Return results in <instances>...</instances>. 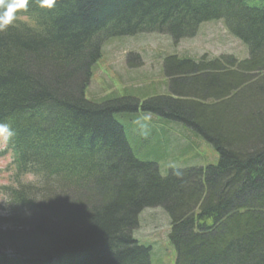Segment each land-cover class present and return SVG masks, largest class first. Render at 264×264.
I'll return each instance as SVG.
<instances>
[{
  "label": "trees",
  "instance_id": "16d2710c",
  "mask_svg": "<svg viewBox=\"0 0 264 264\" xmlns=\"http://www.w3.org/2000/svg\"><path fill=\"white\" fill-rule=\"evenodd\" d=\"M17 16L0 31V123L15 130L0 264H152L133 233L154 206L170 215L175 264H264V0H29ZM211 20L248 56L171 55L168 94L140 107L184 124L218 159L163 176L134 146L143 129L116 119L140 96L87 99L92 69L112 37L178 42Z\"/></svg>",
  "mask_w": 264,
  "mask_h": 264
},
{
  "label": "rangeland",
  "instance_id": "374dc122",
  "mask_svg": "<svg viewBox=\"0 0 264 264\" xmlns=\"http://www.w3.org/2000/svg\"><path fill=\"white\" fill-rule=\"evenodd\" d=\"M204 53L209 57L229 53L243 59L248 56V47L235 38L220 20L204 22L193 36L178 42L167 34L159 33L112 37L102 46V55L93 66L85 95L96 102H103L128 95L140 96L143 100L145 94L147 98L168 94L170 80L165 71L167 57L177 55L197 59ZM149 115L150 111L140 107L133 113H117L116 117L124 124L133 120L135 126L143 129L141 132L135 130L136 135H141L140 140L139 137L135 139V145L129 139L138 147L140 157L158 162L163 176L168 175L173 168L171 165L184 168L217 162L215 147L203 138H191L184 124L177 122L163 126L159 123L161 119L151 120ZM147 123L157 126L158 131L146 128ZM5 145L6 139L0 136V151ZM10 161L9 155L0 156V185L9 184L10 171H7V165ZM4 199L5 196L0 193V205ZM0 215H4L1 209ZM170 227V215L162 206L146 207L140 213L139 224L133 234L139 242L152 246V264L155 261L157 264H175L177 253L170 242Z\"/></svg>",
  "mask_w": 264,
  "mask_h": 264
},
{
  "label": "clouds",
  "instance_id": "9594fccd",
  "mask_svg": "<svg viewBox=\"0 0 264 264\" xmlns=\"http://www.w3.org/2000/svg\"><path fill=\"white\" fill-rule=\"evenodd\" d=\"M56 0H39L40 7L53 8ZM29 6V0H0V31H5L9 26H15L14 22L18 19L17 13L20 10L27 11ZM0 136H3L6 140L15 136V130L10 124L0 123ZM174 169L175 165H171ZM175 175L179 176L180 173L175 172ZM5 205H10L12 202H5Z\"/></svg>",
  "mask_w": 264,
  "mask_h": 264
},
{
  "label": "bare ground",
  "instance_id": "6f19581e",
  "mask_svg": "<svg viewBox=\"0 0 264 264\" xmlns=\"http://www.w3.org/2000/svg\"><path fill=\"white\" fill-rule=\"evenodd\" d=\"M259 4H261V3H259ZM87 98V97H86ZM87 99H89V98H87ZM91 100V99H90ZM140 101V100H139ZM139 106H140V102H139ZM138 110V109H137ZM136 110V111H137ZM133 113V112H132ZM116 119H117V117H116ZM199 167H201V166H199V165H195V166H190V167H184V168H179L180 170H192V169H197V168H199Z\"/></svg>",
  "mask_w": 264,
  "mask_h": 264
}]
</instances>
